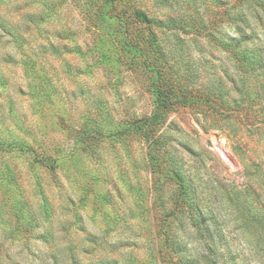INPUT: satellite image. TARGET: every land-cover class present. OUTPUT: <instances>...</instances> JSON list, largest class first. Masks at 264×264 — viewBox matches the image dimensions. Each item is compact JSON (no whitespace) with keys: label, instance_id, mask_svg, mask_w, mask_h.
Listing matches in <instances>:
<instances>
[{"label":"rangeland","instance_id":"1","mask_svg":"<svg viewBox=\"0 0 264 264\" xmlns=\"http://www.w3.org/2000/svg\"><path fill=\"white\" fill-rule=\"evenodd\" d=\"M0 264H264V0H0Z\"/></svg>","mask_w":264,"mask_h":264},{"label":"trees","instance_id":"2","mask_svg":"<svg viewBox=\"0 0 264 264\" xmlns=\"http://www.w3.org/2000/svg\"><path fill=\"white\" fill-rule=\"evenodd\" d=\"M134 16L135 20L138 21V23L143 24V28L146 30V34L142 35L140 43L142 44L141 50L147 51L155 60L159 59L161 56L163 59V54L161 52L160 45L156 41V35L154 32L155 27H153V24L156 27H160L165 30L173 31L178 29L180 27L177 23V21L173 18L169 19H157L152 20L144 11L133 9L131 13L127 16V18ZM157 105L161 106L164 105L163 97H160L158 95L157 97Z\"/></svg>","mask_w":264,"mask_h":264}]
</instances>
